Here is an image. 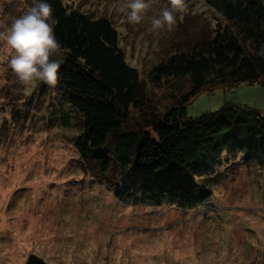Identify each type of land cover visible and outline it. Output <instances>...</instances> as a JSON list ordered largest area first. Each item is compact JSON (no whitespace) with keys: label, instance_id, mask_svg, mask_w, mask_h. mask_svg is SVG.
Listing matches in <instances>:
<instances>
[{"label":"rangeland","instance_id":"rangeland-1","mask_svg":"<svg viewBox=\"0 0 264 264\" xmlns=\"http://www.w3.org/2000/svg\"><path fill=\"white\" fill-rule=\"evenodd\" d=\"M69 1L114 21L130 63L143 76L203 37L206 24L214 22L204 0H185L183 12L174 11L170 0H145L138 23L128 22L130 10L118 11L131 0ZM32 2L0 0V32ZM165 9L173 11L175 23L155 28ZM5 47L0 41V264H24L30 253L50 264H264V173L230 169L215 187L213 203L197 210L123 202L114 187L83 167L72 132L47 129L44 111L28 123L11 109L22 105L25 86L11 71ZM171 83L149 89L160 109L168 105L169 89H188L187 81ZM225 105H248L264 114V85L203 90L188 104V115Z\"/></svg>","mask_w":264,"mask_h":264},{"label":"trees","instance_id":"trees-1","mask_svg":"<svg viewBox=\"0 0 264 264\" xmlns=\"http://www.w3.org/2000/svg\"><path fill=\"white\" fill-rule=\"evenodd\" d=\"M204 1L215 12L213 25L143 76L107 15L93 16L76 1L33 0L31 7L54 9L49 23L61 48L50 59L62 63L55 85L38 81L11 109L28 123L44 111L47 129L72 132L83 167L123 202L184 210L213 203L230 169L264 173V114L225 105L189 117L188 104L203 90L264 85V0ZM173 80L187 81L188 89H169L160 109L149 89ZM24 264L50 263L30 253Z\"/></svg>","mask_w":264,"mask_h":264},{"label":"clouds","instance_id":"clouds-1","mask_svg":"<svg viewBox=\"0 0 264 264\" xmlns=\"http://www.w3.org/2000/svg\"><path fill=\"white\" fill-rule=\"evenodd\" d=\"M174 11L185 10V0H170ZM148 5L145 0H131L126 6H121L118 11L124 13L126 9L127 20L138 23L142 13ZM54 9L51 4L40 2L29 7L24 14L14 19L6 32H0V41L5 44L8 53L7 63L19 82L25 86V94L37 86L38 81L55 85L62 61L50 59L61 48L52 23ZM173 11L165 9L160 19H154L153 26L160 28L164 24L170 27L175 23Z\"/></svg>","mask_w":264,"mask_h":264}]
</instances>
